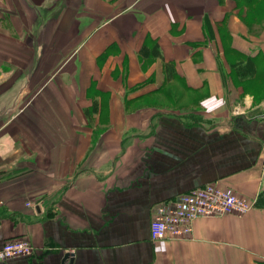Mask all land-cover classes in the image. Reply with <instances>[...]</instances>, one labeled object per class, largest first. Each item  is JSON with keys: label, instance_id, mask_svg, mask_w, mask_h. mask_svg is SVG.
Instances as JSON below:
<instances>
[{"label": "crops", "instance_id": "crops-1", "mask_svg": "<svg viewBox=\"0 0 264 264\" xmlns=\"http://www.w3.org/2000/svg\"><path fill=\"white\" fill-rule=\"evenodd\" d=\"M235 54L264 61V0H0V248L34 247L0 264H264V100ZM207 184L253 208L152 241Z\"/></svg>", "mask_w": 264, "mask_h": 264}, {"label": "built area", "instance_id": "built-area-1", "mask_svg": "<svg viewBox=\"0 0 264 264\" xmlns=\"http://www.w3.org/2000/svg\"><path fill=\"white\" fill-rule=\"evenodd\" d=\"M252 208L253 202L249 198L216 184H207L179 195L172 205H159L150 222V237L152 241L187 240L199 218L243 216ZM33 251L34 247L24 239L8 240L0 248V261L29 256Z\"/></svg>", "mask_w": 264, "mask_h": 264}, {"label": "rangeland", "instance_id": "rangeland-1", "mask_svg": "<svg viewBox=\"0 0 264 264\" xmlns=\"http://www.w3.org/2000/svg\"><path fill=\"white\" fill-rule=\"evenodd\" d=\"M233 59H235L234 61H239L241 64L245 63V59L240 56V55H233L232 56ZM258 63V69L262 70L264 69V61L263 59L260 57V59H258L257 61ZM237 84H241V85H247V84H252V86H254L255 91L258 92L255 97V102L258 103L260 102V100H264V75L261 79H258L257 77H253V78H240L238 80ZM253 114H264V108L260 109L259 111H253Z\"/></svg>", "mask_w": 264, "mask_h": 264}, {"label": "trees", "instance_id": "trees-1", "mask_svg": "<svg viewBox=\"0 0 264 264\" xmlns=\"http://www.w3.org/2000/svg\"><path fill=\"white\" fill-rule=\"evenodd\" d=\"M233 66H236L235 68L238 70V72H240V74H248V76H251L252 78L255 76L258 79H261L264 75V69H258L257 59L252 60L248 58L247 60H245L244 64L237 62Z\"/></svg>", "mask_w": 264, "mask_h": 264}, {"label": "water", "instance_id": "water-1", "mask_svg": "<svg viewBox=\"0 0 264 264\" xmlns=\"http://www.w3.org/2000/svg\"><path fill=\"white\" fill-rule=\"evenodd\" d=\"M67 259V255H66V257H65V259H64V261Z\"/></svg>", "mask_w": 264, "mask_h": 264}]
</instances>
